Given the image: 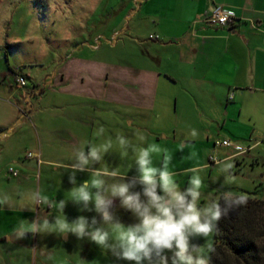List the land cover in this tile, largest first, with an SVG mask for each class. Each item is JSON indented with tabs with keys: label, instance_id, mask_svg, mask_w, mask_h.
I'll list each match as a JSON object with an SVG mask.
<instances>
[{
	"label": "rangeland",
	"instance_id": "374dc122",
	"mask_svg": "<svg viewBox=\"0 0 264 264\" xmlns=\"http://www.w3.org/2000/svg\"><path fill=\"white\" fill-rule=\"evenodd\" d=\"M220 5L248 21L235 20L236 27L230 31L234 34L228 31L221 34L204 23H196L206 17L210 7ZM258 12L264 13V0H0V99L6 101L9 90L14 93L6 101L9 105L0 102V196L14 200L13 209L19 210L11 216L15 233L11 236L10 264H130L87 238L63 233L58 226L63 220L61 214L68 222L80 215L95 216L100 221L95 211H82L80 205L71 201L70 190L74 185L69 182L71 169L66 166L75 163V152L81 147L100 146L111 139L108 154L93 167L115 168L121 176L126 174L129 178L136 175L135 154L131 149L124 154L116 140L118 134H123L137 149L152 143L166 149L153 154V160L161 166L166 157H171L168 169L176 174L174 179L180 189L188 186L193 175L185 170L198 169L197 174L203 180L198 201L201 207L226 191L264 200V22L259 31H254L249 23H257ZM83 28L97 29L99 43L92 44L98 48L105 45L101 54L107 58L116 59L110 47L121 41L118 48L125 65L146 49L147 44H141V39L151 35L156 38L149 41L156 44L152 50L156 69L171 75L197 77L194 82L180 80L177 111L162 127L156 128L159 131L150 133L148 126L143 129L142 124L135 123L130 128L129 121H124L105 138L73 145L64 137L49 134L43 137L34 128L39 122L47 123L48 117L40 114V121L32 118L31 108L47 107L50 97L38 107V88L33 90V84L40 83V90L45 79L51 78L58 64L77 43L83 42L78 39ZM126 28H139L142 37L126 33ZM155 28L193 29L184 36L182 29L183 37L179 32L163 38L156 34ZM195 30L198 32L193 36ZM114 33V40L109 43ZM166 41L167 47H156ZM17 69L31 79L26 88H17L11 71ZM231 94L233 99L229 100ZM173 106L172 98L169 107ZM143 134L146 136L136 139ZM223 141L230 145L222 146ZM237 146L247 152L238 154ZM28 154L33 158L28 159ZM36 154H40L39 164ZM226 163L233 165L229 170L231 179H226L228 173L223 171ZM10 168L17 171L16 177L8 174ZM91 178V171L76 172L75 186ZM104 179L108 184L118 180ZM133 191H141V186L137 185ZM41 197L52 203L41 202ZM60 200L66 201L62 213L54 203ZM113 211L124 225L137 222L132 213L119 206L118 199ZM45 217L52 224L33 232L30 222L43 221ZM21 232L26 233L23 238ZM194 243L203 246L205 239L197 238Z\"/></svg>",
	"mask_w": 264,
	"mask_h": 264
},
{
	"label": "clouds",
	"instance_id": "9594fccd",
	"mask_svg": "<svg viewBox=\"0 0 264 264\" xmlns=\"http://www.w3.org/2000/svg\"><path fill=\"white\" fill-rule=\"evenodd\" d=\"M104 131V127L100 126L96 135H102ZM192 135H196L195 130ZM116 140L125 155L129 149L135 154L136 175L129 178L126 174L121 176L115 168L93 167L108 154L112 147L111 139L100 146L89 144L78 149L75 163L66 166L71 169L68 179L74 185L70 190L71 201L80 205L82 211H95L100 221L95 216L80 215L68 222L61 214L63 220L58 222L60 230L72 233L78 239L87 238L130 264H211L212 254L216 251L211 237L218 233L221 219L246 205V195L226 191L201 207L198 201L203 180L197 174L198 169L185 170V173L192 172L193 175L188 186L180 189L174 179L176 174L168 169L171 157H166L161 166L153 160V154H161L166 149L156 143L137 149L123 134H118ZM232 167L231 163L224 165L223 171L228 173L226 179L232 178L229 171ZM84 171H91L92 178L75 186V173ZM104 177L118 180L108 184ZM137 185L141 186V191H133ZM40 199L41 202L52 203L47 197ZM116 199L121 208L132 213L136 223L124 225L120 222L113 211ZM54 203L62 213L66 201ZM50 224L47 217L43 221L34 219L30 228L36 232ZM25 234L21 232L19 235L23 238ZM197 238H204L205 244L194 243Z\"/></svg>",
	"mask_w": 264,
	"mask_h": 264
},
{
	"label": "crops",
	"instance_id": "0c3cea01",
	"mask_svg": "<svg viewBox=\"0 0 264 264\" xmlns=\"http://www.w3.org/2000/svg\"><path fill=\"white\" fill-rule=\"evenodd\" d=\"M212 8L210 7L205 14L207 15ZM138 10L141 9L138 8ZM240 12L245 14L242 9ZM258 14H260V19H257V23L254 24L249 21L254 31H259L264 22V13L258 12ZM241 16L237 17L235 15V20L248 21ZM161 18H164L163 20L166 19V17ZM196 23L203 24L200 21ZM235 27L236 21L226 27L210 28L217 29V32L221 34L226 31L234 34V32L230 31ZM89 29L91 28L82 29L83 31L79 34L78 39L83 42L77 43V47H75L77 50L73 48L70 54L58 64L55 73L50 75V79H45L40 90V83L33 84V90L36 87L38 88L37 92L40 98V100H37L38 107L43 104L48 96L50 97L47 107L31 108L29 113L33 116L32 118L40 121L38 118L40 114L48 117V119H45L47 123L39 122L38 127L34 128L38 129L43 137L45 134L58 138L64 137L73 145L82 144L92 138L97 140L105 138L107 134H112L117 124L121 125L124 121H129L128 126H131L130 128H133L132 125L135 123L138 126L142 124L140 128L143 129L148 126L150 133L155 132L154 130L156 132L159 131L158 129L168 122L170 118L174 117L177 111L176 91L180 86V80L187 79L194 82L197 77L195 78V75L184 77L185 75L183 74L171 75L156 69L155 63L157 60L152 53L156 44H149V41H154L156 38L149 39L151 35L147 37L145 35L146 38L141 39V44H147L146 49L125 65L122 63L120 49L118 48V46L122 45L121 41H117L114 46L110 47V50L113 51L112 55L116 59L107 58L101 54L105 45L97 50L93 48L92 42L100 35L97 33V29L93 31ZM192 29L155 28V32L163 38H171L169 37L171 33L178 34L182 30L184 36L187 31L190 32ZM182 32L179 33L181 37H183ZM197 32L195 30L193 36ZM126 33L136 34L135 36L139 38L142 37L141 35L139 36V28H126ZM73 34L74 30L72 29ZM85 37L88 38L86 39ZM209 38H213V36ZM86 44L88 45L87 47ZM168 44L169 42L166 41V43L158 44L156 47L165 48ZM178 47L182 49L181 44H178ZM181 60H183L182 57ZM178 64L183 66L180 61H178ZM25 76L28 82L31 81L28 74H25ZM26 87L27 85L22 88ZM17 88L20 87L17 85ZM30 93L33 94L35 99H39L34 92L32 93L31 91ZM13 94L9 90L7 100ZM172 98L174 106L171 108L169 107V102ZM6 101L0 99V102L9 105ZM100 126H103L105 131L98 136L95 133V129ZM9 132H14V130L9 129ZM150 133H147L148 137H150ZM145 136V134L138 135L136 139ZM152 137L158 139L156 134H153ZM13 201L0 196V264H10L11 236L15 233H12L11 216L19 213V210L13 209L15 204ZM30 215L32 216L33 213L31 212ZM6 237H8L7 240Z\"/></svg>",
	"mask_w": 264,
	"mask_h": 264
},
{
	"label": "trees",
	"instance_id": "16d2710c",
	"mask_svg": "<svg viewBox=\"0 0 264 264\" xmlns=\"http://www.w3.org/2000/svg\"><path fill=\"white\" fill-rule=\"evenodd\" d=\"M246 197V205L220 220L211 264H264V200Z\"/></svg>",
	"mask_w": 264,
	"mask_h": 264
},
{
	"label": "built area",
	"instance_id": "2783aa9c",
	"mask_svg": "<svg viewBox=\"0 0 264 264\" xmlns=\"http://www.w3.org/2000/svg\"><path fill=\"white\" fill-rule=\"evenodd\" d=\"M235 19H236V17H235L233 12L226 10L221 6H216V7H213L208 12L206 17L204 19L200 20V22L208 25L209 27L218 28V27H226V26L232 25L234 23ZM114 36H115V34L111 37V39L109 40V43L113 42ZM99 39H100L99 37L96 38L95 42L97 43L99 41ZM149 39H154V37L149 36ZM93 48L97 49L98 47H95L93 45ZM11 71H12V74H13L14 79L16 81V84L20 88L25 87L27 85V80H26V76L21 72V70L17 69L15 71L14 70H11ZM232 99H233V94H231V96L229 97V100H232ZM221 144H222V146H229L230 145V143L228 141H223ZM235 151L238 154H242L244 152H247V151H242L240 149V147H238V146L235 147ZM27 158L28 159L33 158V155L28 154ZM35 158L37 159V163L39 164L40 163V154H36ZM8 174L11 175L12 177H16L18 175L17 171L12 169V168H10L8 170Z\"/></svg>",
	"mask_w": 264,
	"mask_h": 264
}]
</instances>
